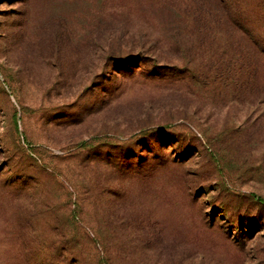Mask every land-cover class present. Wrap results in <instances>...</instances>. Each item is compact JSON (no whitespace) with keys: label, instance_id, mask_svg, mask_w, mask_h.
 <instances>
[{"label":"rangeland","instance_id":"obj_1","mask_svg":"<svg viewBox=\"0 0 264 264\" xmlns=\"http://www.w3.org/2000/svg\"><path fill=\"white\" fill-rule=\"evenodd\" d=\"M34 255L264 264V0H0V264Z\"/></svg>","mask_w":264,"mask_h":264},{"label":"trees","instance_id":"obj_2","mask_svg":"<svg viewBox=\"0 0 264 264\" xmlns=\"http://www.w3.org/2000/svg\"><path fill=\"white\" fill-rule=\"evenodd\" d=\"M132 51H136V49L133 48ZM141 59H143V58H140V61H141ZM32 260H33L32 262L35 263V264H44V260L38 258L37 255H34ZM48 263L49 264H64V262L62 260H60V259L59 260L54 259V260H52L51 262H48Z\"/></svg>","mask_w":264,"mask_h":264}]
</instances>
